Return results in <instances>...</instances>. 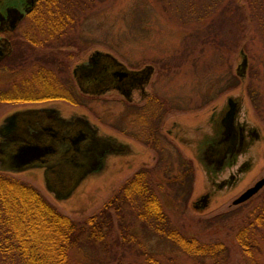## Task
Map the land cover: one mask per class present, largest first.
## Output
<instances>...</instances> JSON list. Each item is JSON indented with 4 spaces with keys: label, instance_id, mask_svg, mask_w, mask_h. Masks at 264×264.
<instances>
[{
    "label": "rangeland",
    "instance_id": "rangeland-1",
    "mask_svg": "<svg viewBox=\"0 0 264 264\" xmlns=\"http://www.w3.org/2000/svg\"><path fill=\"white\" fill-rule=\"evenodd\" d=\"M69 1L78 6L73 3L72 20L60 35L58 32L47 38L46 33H40V19L37 23L34 17L22 18L11 36L31 41L46 37L47 42L32 44L34 52L28 50L25 61H7V66L0 63V86L26 76L35 63L39 65L36 58L43 60L49 57L47 52L57 48L66 51L64 56L73 52L60 65L61 70L54 68L64 87L71 85L72 92H68L73 100L57 96L40 101L0 102V121L15 107L42 103L55 106L64 117L83 115L93 129L95 146L105 149L102 160L97 163L99 167L84 174L79 171V181L61 197L47 187L43 170L36 165L6 171L35 184L64 213L83 219L97 211L132 172L146 166L152 170L153 187L171 222L204 241L224 240L231 249L235 248L234 254L230 257L225 253V258L217 259L193 256L162 237L150 232L146 235L128 206L123 219L128 225L130 222V231L136 237L118 236V240L128 243L117 244L113 253L131 264H143L146 252L155 254L163 264H264V229L258 238L259 248L253 253L256 263L239 258L240 250L231 240L238 221L232 209L264 188L263 184L247 199L233 203L237 195L264 175V1L59 0L58 8L64 10ZM10 3L18 5L17 0H4L0 7ZM20 46L30 48L26 41H21ZM94 50L111 54L129 69L150 64L148 94L141 97L136 93L130 101L115 90L79 95L71 68ZM229 96L239 104V122L255 128L258 135L249 137L248 145L235 160L213 168L196 156V145L203 135L211 134V119L219 117V109L227 104ZM115 140L124 148L115 151ZM188 165H192V177L180 187L179 180ZM172 179L176 182L168 184L167 180ZM204 193L209 197L202 201ZM220 212L225 214L224 219L208 222ZM128 229L124 232L129 233ZM100 250L92 248V253L74 249L72 264L82 260L116 264L107 260L110 254Z\"/></svg>",
    "mask_w": 264,
    "mask_h": 264
},
{
    "label": "trees",
    "instance_id": "trees-1",
    "mask_svg": "<svg viewBox=\"0 0 264 264\" xmlns=\"http://www.w3.org/2000/svg\"><path fill=\"white\" fill-rule=\"evenodd\" d=\"M58 2L59 0H40V33H46L47 38L58 32V35L61 34L67 22L72 20L73 3L78 6L76 2L69 1L64 10H61L58 8ZM31 16L33 17L32 13ZM262 28L264 35V26ZM32 40L27 37L19 39L14 35L11 38L13 47L1 63L7 66V61H25L26 52H34L32 44L47 42L46 37ZM21 41L29 43L30 48L23 49L19 46ZM55 49L47 52L49 57L43 60L36 58L39 65L35 63L36 67L26 76L13 79L7 86L1 85L0 102L34 101L61 96V92L67 91L54 68L61 70L60 65L65 63L66 58H70L73 52L70 51L64 56L66 51ZM63 57L65 59L61 62ZM189 163L188 160L187 164ZM184 169L183 177L179 180L180 187L185 179L190 182L192 177V165ZM151 171L146 166L138 168L111 191L97 211L83 219H77L61 211L35 184L0 169V264H72V250L83 252L91 251L92 248L110 254L107 260L115 261L116 264H131L112 250L119 243H128L127 240H118V236L124 238L129 234L136 237V233L130 231V222L128 225L123 219L127 206L131 207L135 220L141 222L146 235L150 232L153 236L162 237L193 256H210L217 259L221 256L225 258L226 253L231 257L235 249H231V244L222 239L204 241L195 233L183 232L171 222L153 187ZM175 182L176 179L167 180L168 184ZM186 192L189 193L190 189ZM232 210L231 213L238 217L231 238L240 250L237 255L256 263L253 253L259 248L258 238L264 229V188L255 197L245 203H239ZM224 216L223 212L216 213L207 221H221ZM126 228H129V233L124 232ZM115 230L118 231L117 234H114ZM145 254L143 264H163L152 252ZM94 262L82 260L79 264Z\"/></svg>",
    "mask_w": 264,
    "mask_h": 264
},
{
    "label": "flooded vegetation",
    "instance_id": "flooded-vegetation-1",
    "mask_svg": "<svg viewBox=\"0 0 264 264\" xmlns=\"http://www.w3.org/2000/svg\"><path fill=\"white\" fill-rule=\"evenodd\" d=\"M3 1L0 0V3H3ZM17 2L18 5L10 3L6 4L4 8L0 7V63L9 54L12 49L11 47H13L11 42V38H13L11 36L12 31L17 28L22 18H30L32 17V13L33 19L36 18L38 20L37 23L40 22V0H17ZM96 56L98 57V55L93 56L88 53L85 59L76 62L71 68L75 85L80 92L79 95H94L97 92L83 90L77 82L73 68L78 65L84 67V69L87 68V64L91 61L93 62ZM145 66L146 64L131 67V69L126 67L132 71L128 76H121L120 70H118L117 76L112 78L115 84L112 87L108 86L104 91L115 90L124 99L129 101L131 98H126L123 93L124 91L129 92L130 97H133L136 93H139L141 97L148 94L146 83L149 81L151 67ZM81 72L85 75L83 69ZM95 86L99 87L100 84L93 81L90 87L93 88ZM68 90L72 92L71 85L70 88H67V91L61 92V96L58 97H65L72 101L73 96ZM228 109L229 106L225 103L219 109L218 118H214V114L211 115V118H214V120L211 119L213 124L212 132L210 135H203L196 145V156L198 158L202 157L213 168L223 166L235 160L236 155L248 145L250 141L249 137L251 135H258L255 128L239 122L236 113L232 122L227 120L226 123L224 117ZM82 116L64 117L55 106L48 103L15 107L9 113L3 115L0 121V152H4L12 144L32 143L48 147V150H46L40 159L30 164L36 165L43 170L45 183L47 174L51 172L56 173L59 177H70L74 171H80V168L82 170L84 168L83 172H87L92 168L99 167L97 163L101 162L105 149L98 150V144H96L97 147L95 146L97 142L92 132L93 129L88 124L86 118ZM100 143L102 144V142ZM112 144V148L115 151L125 146L117 140L113 141ZM10 154L11 152L3 156L5 157ZM51 191L57 196V192H54L53 189ZM201 197H203L201 200L205 201L208 199L209 193H204Z\"/></svg>",
    "mask_w": 264,
    "mask_h": 264
},
{
    "label": "water",
    "instance_id": "water-1",
    "mask_svg": "<svg viewBox=\"0 0 264 264\" xmlns=\"http://www.w3.org/2000/svg\"><path fill=\"white\" fill-rule=\"evenodd\" d=\"M90 55H98L96 59L87 64V68L81 67L80 65L73 68L74 74L76 76L77 82L83 90L92 91V92H100L104 91L109 87H112L115 83L112 81V78L116 77L119 73L121 76L130 75L131 70L127 69L126 66L119 62L115 57L107 52H102L98 50H94L90 53ZM246 62V58L244 57L242 63ZM90 66V67H89ZM146 66L151 67L150 64H146ZM145 66V67H146ZM82 69L85 71V75L82 74ZM136 72V71H134ZM109 80V81H108ZM96 82L100 84L99 87L91 88V83ZM126 98H131L129 92H123ZM234 99V101H233ZM229 96L227 99V104L229 109L227 110L224 120L227 123V120L232 122L235 113H237L239 104H237V100ZM238 105V107H237ZM237 108V109H236ZM48 150V147L41 146L40 144H32V143H22L20 145L12 144L9 148H6L4 152H0V169H8V170H20L24 167L30 166L35 160L40 159L44 155V153ZM8 156H3L4 154ZM3 157V158H2ZM84 168H80V174H84ZM79 171H74L70 177H59L56 173H49L46 177L47 187L53 189L57 192V196H65L69 194L72 190L74 184L79 181L80 178ZM264 184V175L257 179L252 185L246 187L239 195H237L233 199V203L241 202L248 197H250L253 193H255L262 185ZM203 198V197H202ZM201 199V198H200Z\"/></svg>",
    "mask_w": 264,
    "mask_h": 264
}]
</instances>
